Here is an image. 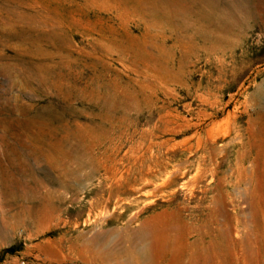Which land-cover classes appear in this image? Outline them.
<instances>
[{
    "label": "rangeland",
    "instance_id": "374dc122",
    "mask_svg": "<svg viewBox=\"0 0 264 264\" xmlns=\"http://www.w3.org/2000/svg\"><path fill=\"white\" fill-rule=\"evenodd\" d=\"M77 124L61 166L33 154ZM21 259L264 264V0H0V264Z\"/></svg>",
    "mask_w": 264,
    "mask_h": 264
},
{
    "label": "bare ground",
    "instance_id": "6f19581e",
    "mask_svg": "<svg viewBox=\"0 0 264 264\" xmlns=\"http://www.w3.org/2000/svg\"><path fill=\"white\" fill-rule=\"evenodd\" d=\"M126 2V0H125ZM134 2V1H132ZM136 2V1H135ZM158 3V2H157ZM125 4V3H124ZM169 4V3H168ZM64 5V4H63ZM121 5V4H120ZM161 6V5H160ZM127 7V6H126ZM88 8V7H87ZM120 8V7H119ZM76 9V8H75ZM72 10V8H71ZM73 12V11H72ZM88 12V11H87ZM29 14V13H28ZM128 14V13H127ZM142 15V14H141ZM154 15V14H153ZM160 15V13H159ZM70 16V15H69ZM146 16V15H145ZM154 17V16H152ZM151 18V17H150ZM157 19V18H156ZM151 21V20H150ZM19 25V24H18ZM84 28V27H83ZM53 29V28H52ZM56 30V29H55ZM74 30V29H73ZM51 31V30H50ZM49 31V32H50ZM127 31V30H126ZM127 33V32H126ZM32 34V33H31ZM47 34V33H46ZM111 34V33H110ZM55 35V34H54ZM42 36V35H41ZM44 36V35H43ZM51 36V34H50ZM53 36V35H52ZM56 36V35H55ZM63 36V35H62ZM68 36V35H67ZM49 37V36H48ZM61 37V36H60ZM64 37V36H63ZM118 37V36H117ZM44 38V37H42ZM46 38V37H45ZM50 38V37H49ZM52 38V37H51ZM37 39V38H36ZM57 39V38H56ZM64 39V38H63ZM122 39V38H120ZM148 39V38H147ZM32 40V39H31ZM53 40V39H52ZM62 40V39H61ZM39 41V40H38ZM31 42V41H30ZM118 42V41H117ZM120 42V41H119ZM127 42V40H126ZM68 43V42H67ZM66 43V44H67ZM71 43V42H70ZM61 44V43H60ZM69 44V43H68ZM140 44V43H139ZM71 45V44H70ZM118 46V45H117ZM120 48H122L120 46ZM126 48V47H125ZM135 49V48H134ZM117 50V49H115ZM110 52V51H109ZM84 56V55H83ZM10 59V58H9ZM22 62V61H21ZM51 63V62H50ZM93 63V62H92ZM41 64V63H40ZM7 67V66H6ZM64 72V71H63ZM45 74V73H44ZM48 74V73H47ZM57 75V74H56ZM55 75V76H56ZM51 76V75H50ZM54 76V77H55ZM69 76V75H68ZM75 76V75H73ZM42 77V76H41ZM57 77V76H56ZM65 77H67L65 75ZM52 78V77H51ZM58 78V77H57ZM89 78V77H88ZM45 79V78H43ZM59 79V78H58ZM68 79V78H67ZM70 79V78H69ZM74 79V78H73ZM65 80V79H64ZM44 81V80H43ZM63 81V80H62ZM74 81V80H73ZM77 81V80H76ZM75 81V82H76ZM49 82V81H48ZM45 83V82H44ZM42 84V83H41ZM43 85V84H42ZM48 85V84H47ZM51 86H54L56 88H61L60 87V83L58 82H52L51 83ZM75 86V85H74ZM47 87V86H46ZM67 87V86H66ZM49 88V87H48ZM73 88V87H72ZM84 88V87H83ZM82 88V90H83ZM86 88V87H85ZM94 88V87H92ZM65 89V88H64ZM63 90V89H62ZM68 90V88L66 89ZM75 90V88H74ZM90 91L88 92L87 94V98L93 100L97 94L100 92H97V89H89ZM101 91V90H100ZM57 92V91H56ZM84 92V90H83ZM71 96V95H70ZM76 96V95H74ZM79 96V95H78ZM77 96V97H78ZM82 97V96H80ZM70 98V97H69ZM73 99V98H72ZM74 99H77L74 97ZM84 99V98H83ZM71 101V100H70ZM104 120V119H103ZM64 122V121H63ZM66 122V121H65ZM54 124V123H53ZM42 126V125H40ZM39 126V128L33 132V134L30 136V139H32V146L33 148L31 147V150L33 151V154H35L37 156V158H41V159H45L46 162L50 163L51 166H55L58 167V166H61L62 164V161L63 159H65L66 157L69 156L70 154V149L68 148L67 146V142L69 139H71V137H77V138H80V136L82 137L83 134H85V129H87L86 127L82 126V125H79L77 124L75 129L74 130H70L68 128H66V126H63L61 128V131H62V135L61 136H56V132H57V129L54 128V127H43L41 128ZM90 128V126H89ZM48 130V131H46ZM85 132V133H84ZM89 132V131H88ZM90 133V132H89ZM93 139V138H92ZM97 139V138H96ZM93 141V140H92ZM91 141V142H92ZM88 143V142H87ZM94 145L93 146H96L97 143L95 142V140L93 141ZM88 145V144H87ZM91 146V145H90ZM92 146V147H93ZM89 147V146H88ZM91 148V147H90ZM93 150V149H92ZM57 210V205L56 204H53V203H43L38 209H35V210H31L29 211L31 215L35 216L37 219H38V223L37 225H40L41 223V220H43L44 218L43 217H46V218H50V217H53V215L55 214ZM43 218V219H42ZM147 233H151V235L153 236V242L154 240H157L155 241L154 245L156 244H160L162 247L165 246L164 245V242L167 240V234H162L163 231H146ZM143 233V232H142ZM155 236V237H154ZM146 237V236H145ZM159 237H162V238H159ZM102 239V238H101ZM149 240V239H147ZM152 242V244H153ZM157 242V243H156ZM166 243V242H165ZM151 245V244H150ZM144 248V247H143ZM154 248V247H153ZM153 248H150V250L152 251ZM105 249V248H104ZM103 249V250H104ZM155 249V248H154ZM149 249H147L146 251L145 250H140L139 249V252L133 257L135 262H137V258L139 257V255H146L148 257H151L150 256V251ZM159 250V249H158ZM129 252V251H128ZM156 252V251H155ZM154 252V253H155ZM114 251H110L107 253V257L110 258L112 255H113ZM126 253H127V250H126ZM152 255V254H151ZM137 256V257H136ZM98 258H102V253H98L97 255ZM136 257V258H135ZM142 257V256H141ZM153 258V257H152ZM143 259V258H142ZM144 259H146L144 257ZM149 259V258H147ZM98 260V259H97ZM150 260V259H149ZM148 260V261H149ZM90 259L89 260H84L83 261V264H88L90 263ZM108 261V259H107ZM145 261V260H144ZM148 261H145V262H148ZM157 261V260H156ZM139 262V261H138ZM152 262V260H151ZM150 263V262H149ZM137 264V263H135Z\"/></svg>",
    "mask_w": 264,
    "mask_h": 264
},
{
    "label": "built area",
    "instance_id": "2783aa9c",
    "mask_svg": "<svg viewBox=\"0 0 264 264\" xmlns=\"http://www.w3.org/2000/svg\"><path fill=\"white\" fill-rule=\"evenodd\" d=\"M19 264H32L27 260L21 259L20 261H18Z\"/></svg>",
    "mask_w": 264,
    "mask_h": 264
}]
</instances>
